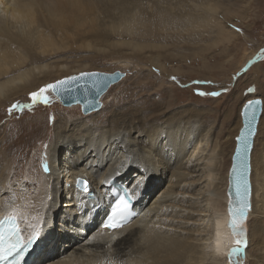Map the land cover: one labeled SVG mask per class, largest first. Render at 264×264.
I'll list each match as a JSON object with an SVG mask.
<instances>
[{
	"label": "bare ground",
	"instance_id": "obj_1",
	"mask_svg": "<svg viewBox=\"0 0 264 264\" xmlns=\"http://www.w3.org/2000/svg\"><path fill=\"white\" fill-rule=\"evenodd\" d=\"M36 1L0 0V106L45 83L48 64L38 63L51 57L42 40L45 25L54 19ZM83 1L72 0L67 10L83 11ZM160 117L163 112L145 122L134 113L113 111L105 123L93 120L80 126L59 119L39 150L44 156L39 172L36 162L28 160V150H0V216H19L28 238L33 231L40 233L26 264H240L250 246L248 223L258 197L257 205L264 208L263 193L259 196L261 189L257 192L251 181L254 148L251 208L241 222L248 243L239 256L229 257L238 238L229 226L227 210L234 147L225 176H220L211 128L185 111ZM77 178L89 188L81 198L74 188ZM112 178L140 199L134 219L120 230L103 232L99 225L109 210L107 183ZM45 211L47 222L41 227Z\"/></svg>",
	"mask_w": 264,
	"mask_h": 264
},
{
	"label": "rangeland",
	"instance_id": "obj_2",
	"mask_svg": "<svg viewBox=\"0 0 264 264\" xmlns=\"http://www.w3.org/2000/svg\"><path fill=\"white\" fill-rule=\"evenodd\" d=\"M71 1H36L54 19L44 27L42 45L51 57L38 63L49 68L38 89L83 72L125 75L101 96L100 109L87 115L80 104L63 106L50 92L47 105L15 114L8 109L14 103H29V94L2 104L0 150H28V160L36 162L39 172L44 157L39 150L59 119L71 126L93 120L105 123L114 111L131 112L149 122L162 112L161 120L185 111L212 129L218 174L224 177L239 107L259 97L263 113L252 152L251 181L264 199V0H85L81 12L67 10ZM60 65L66 69L59 70ZM248 88L254 91L249 93ZM216 91L222 94L207 95ZM259 199L248 223L250 246L240 264H264V208L257 205Z\"/></svg>",
	"mask_w": 264,
	"mask_h": 264
},
{
	"label": "snow or ice",
	"instance_id": "obj_3",
	"mask_svg": "<svg viewBox=\"0 0 264 264\" xmlns=\"http://www.w3.org/2000/svg\"><path fill=\"white\" fill-rule=\"evenodd\" d=\"M261 55L264 56V50H262ZM98 73H81L78 77H68L63 80L56 81L51 84H47L37 91L29 93V103L21 105L19 103H14L8 109L9 114H15L17 110L31 109L37 104L47 105L49 103V92L59 95L61 92L70 90L68 86L72 83L78 82L85 77H98ZM175 79V78H173ZM95 89H100L102 83L99 80L93 79L88 85ZM226 91V90H224ZM253 88H248V92H253ZM200 95H206V93H199ZM222 92L216 91L207 93L211 96H219ZM259 103V101L253 102L249 101L245 105V108L251 107L253 110V115L255 112L254 104ZM250 131V128H249ZM243 136V134H242ZM245 149L247 148V137L243 136ZM47 147V146H45ZM131 164H129V167ZM44 171L47 173L49 171V166L44 165ZM120 173H117L119 175ZM149 177L145 176L144 180L146 181ZM242 180V174H241ZM84 184L83 190L89 192L86 181L77 180V187L79 188L81 184ZM244 188L246 191V185H243L238 182L237 186V195L241 198L240 204L236 209H229V215L231 217L229 226L232 229V232L238 238L235 241L237 245L229 252V257H237L240 255L242 250L247 247V239L244 228L242 227L241 222L247 219L246 209L247 204L244 203L243 196L244 193L241 189ZM132 207L131 197L128 195L127 189L121 194L114 202L110 205L108 212L106 213L105 220L102 222L101 227L109 230H115L123 226L128 222V213L129 209ZM47 222V211H45L44 216L41 217V227ZM8 224L9 228H5L4 225ZM40 239V233L33 231V234L28 239H23L21 235V229L16 225L14 219L9 218L8 220H0V264H17L18 259H22L24 253L28 252L29 249Z\"/></svg>",
	"mask_w": 264,
	"mask_h": 264
},
{
	"label": "water",
	"instance_id": "obj_4",
	"mask_svg": "<svg viewBox=\"0 0 264 264\" xmlns=\"http://www.w3.org/2000/svg\"><path fill=\"white\" fill-rule=\"evenodd\" d=\"M83 73H98V77H85L84 79L72 83L68 86L70 90L61 92L59 95L53 94L58 98L59 102L63 106H71L75 104H80L82 114H87L92 111L98 110L101 106L99 99L100 97L107 92V90L119 82L123 77L124 73L120 71H115L113 73H103V72H83ZM81 73L77 75H72L68 77H78ZM61 78L63 80L65 78ZM96 79L102 83L100 89H95L88 86L91 80ZM59 81V80H56ZM55 81V82H56ZM54 83V82H53ZM253 102L259 101V103L254 104L255 112L253 115V110L251 107L245 108V105L249 101H246L240 111L241 117V127L235 137V147L233 154L231 156V165L228 171V188L227 194L230 196L229 204L227 207L228 213L229 209H236L240 204L241 198L237 195V186L238 182L246 185V191L244 188L241 191L244 193L243 200L247 204L246 215L250 211L251 204V183H250V156L253 148V141L256 135V128L261 115V99L257 98L250 100ZM250 128V131H249ZM247 137V148L245 149L243 136ZM242 174V180H241ZM83 185V186H82ZM81 187L84 188V184H81ZM230 216V215H229ZM231 220V217H230ZM245 233L247 234L246 229Z\"/></svg>",
	"mask_w": 264,
	"mask_h": 264
}]
</instances>
